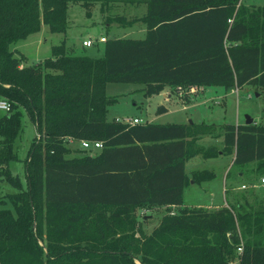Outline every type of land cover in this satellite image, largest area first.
Here are the masks:
<instances>
[{
	"label": "trees",
	"instance_id": "obj_1",
	"mask_svg": "<svg viewBox=\"0 0 264 264\" xmlns=\"http://www.w3.org/2000/svg\"><path fill=\"white\" fill-rule=\"evenodd\" d=\"M98 1L102 8L146 3L147 35L107 38L102 56L70 52L64 39L44 62L22 63L25 54L13 43L43 26L65 36L70 4ZM111 81L143 83L145 95L168 86L264 87V5L0 0V97L11 103L0 114V178L16 189L6 195L14 209L0 208V264H264L262 203L182 205L187 160L220 152L216 144L197 146L205 122L110 119L118 99L106 93ZM25 113L40 137L31 143L24 185L13 163ZM223 128V151L235 163L257 161L264 173V123ZM81 139H100L103 147L68 156L70 140ZM212 175L197 171L193 179ZM164 204L170 206L159 223L142 229L138 209Z\"/></svg>",
	"mask_w": 264,
	"mask_h": 264
},
{
	"label": "rangeland",
	"instance_id": "obj_2",
	"mask_svg": "<svg viewBox=\"0 0 264 264\" xmlns=\"http://www.w3.org/2000/svg\"><path fill=\"white\" fill-rule=\"evenodd\" d=\"M247 5H264V0H242ZM82 12L86 9L93 13V17H87L76 25L69 26L67 35L52 33L43 26L40 30L20 39L12 44L13 48L22 51L25 56L22 61L24 64H34L44 62L45 58L52 55V47L66 39L67 48L73 53H85L92 56H102L104 54V43L97 40L100 34L109 38L115 35L125 34L128 28H116L113 30L111 23L118 21L117 24L127 25L130 9L128 3L110 2L104 6L103 16L99 13L100 5L91 3L88 5L75 4ZM110 15H106V13ZM114 18H113V17ZM116 24L114 23V26ZM131 36V35H130ZM84 37H91L94 43L90 46L83 44ZM101 42V43H99ZM17 54H20L17 52ZM144 84L138 82H117L107 83L106 93L117 96V101L109 105L108 117H149L157 116L154 122L168 123L174 121H184L203 123V129L198 130L200 135L196 143L197 146H208L216 144L220 152L215 156H205L199 153L190 157L188 172L190 182L184 192V200L187 205H202L208 208H218L224 205L245 204L246 207L253 204L254 208H259V204L264 206V173L257 169V161L246 163H235L234 154L223 151L224 148V124L244 123L246 115L250 114L257 123H264V87L254 84H244L241 87H225L223 85L191 86L185 87H166L171 96L166 98L161 95H145ZM208 88V89H207ZM163 101L170 111L161 114L158 107ZM148 111V112H147ZM5 111L0 110V114ZM147 121V120H146ZM145 121V122H146ZM24 131L22 139L17 148L18 160L13 163L14 173H19L26 184L27 159L29 150L35 135L39 138L36 126L30 116L25 113L23 117ZM196 133V131L194 132ZM70 155L95 154L99 150H88L82 147L77 140L69 143ZM195 148V146L193 147ZM207 170V174L213 172L209 178L195 180L197 171ZM246 184V187H242ZM16 189L4 179L0 178V208L9 207L14 209L11 200L6 197ZM248 204V205H247ZM150 212L153 214L149 215ZM167 209L139 208V226L150 232L159 223L161 216ZM146 218L142 217L145 216ZM140 263L139 260H137Z\"/></svg>",
	"mask_w": 264,
	"mask_h": 264
},
{
	"label": "crops",
	"instance_id": "obj_3",
	"mask_svg": "<svg viewBox=\"0 0 264 264\" xmlns=\"http://www.w3.org/2000/svg\"><path fill=\"white\" fill-rule=\"evenodd\" d=\"M117 2V1H116ZM80 4V6H84V4H82V2H75V3H71L70 4V17H69V20H70V23L71 26L72 25H76V24H79L81 23L84 19H85V15L88 17H93V13L91 12V15L88 14V11L89 10H85L84 12L81 11L80 8H77L76 6H73L75 4ZM96 3V5H100V8L98 9L99 13L103 16V11H101L102 9V6H101V2L98 1V2H94ZM112 3V2H111ZM123 3V2H121ZM128 7L130 9V12H129V19H128V23L127 25H123V24H117L118 21H113L112 24L111 23H108L109 25H112L113 27V30L116 28H128V32L125 33V34H130V35H115L114 37H145L147 35V23L143 20V16L144 14L147 12V4L146 3H128ZM106 15H110L107 11ZM113 17V16H112ZM114 18V17H113ZM114 23L116 24L114 26ZM64 36V35H63ZM101 37H105L106 39L105 40H102ZM84 38H87V37H84ZM107 38H109L108 36L104 35V34H100L98 39L99 41L103 42L104 45H105V42L107 40ZM65 38H63L64 40ZM99 42V43H101ZM103 55V54H102ZM208 89V88H207ZM164 94L166 98L170 97L171 96V93L170 92H167L166 89H164L163 91H161L160 93H155L153 94L154 96H156L157 94L158 95H161V94ZM163 105H165L168 109L166 111H163V112H159L157 114H161V113H164V112H168L170 111V108L163 102V101H160ZM148 112V111H147ZM149 113H146V116L145 117H139V116H134V117H125L123 118V120H125L126 118H130V119H134L135 117H138L141 119V121L137 122V123H146V122H154L155 119H157V116H154V117H149ZM110 118V117H109ZM117 119H122L121 117H115ZM112 119V118H110ZM147 120V121H146ZM191 120V119H190ZM146 121V122H145ZM174 122H183L185 123L184 121H174ZM166 123V122H165ZM240 123V122H239ZM71 143L74 142V141H70ZM98 150V149H97ZM189 161H190V158L187 160L186 162V171L187 173L189 174L188 172V165H189ZM182 205H187L185 203V200L183 202ZM170 205H158L156 207H152V208H148L147 210H151V209H164V208H168ZM187 206H190V205H187ZM173 209H175L176 206H171ZM153 214V212H150L149 215Z\"/></svg>",
	"mask_w": 264,
	"mask_h": 264
},
{
	"label": "built area",
	"instance_id": "obj_4",
	"mask_svg": "<svg viewBox=\"0 0 264 264\" xmlns=\"http://www.w3.org/2000/svg\"><path fill=\"white\" fill-rule=\"evenodd\" d=\"M101 38H102V40L106 39L105 37H101ZM93 43H94V39H92L91 37L85 38L83 40V44L86 46H90ZM195 86H197V85H192L191 89H194ZM0 110H3V111H10L11 110V103L6 98L0 97ZM124 121L130 122V123H137V122L141 121V119L138 117H135L133 120L130 118H126ZM38 135L40 137L39 133H38ZM70 141H77V140H70ZM78 141L81 143L83 148L88 149V150H97V149H100L101 147H103V141L100 139H81ZM262 181L264 182V177L262 178ZM242 187H246V184H243ZM241 250H242V246L239 247V251H241ZM238 262H239V260L236 259L234 261H231L230 263L234 264V263H238Z\"/></svg>",
	"mask_w": 264,
	"mask_h": 264
},
{
	"label": "water",
	"instance_id": "obj_5",
	"mask_svg": "<svg viewBox=\"0 0 264 264\" xmlns=\"http://www.w3.org/2000/svg\"><path fill=\"white\" fill-rule=\"evenodd\" d=\"M254 121V117L251 116L250 114H247L246 115V120H245V123H252ZM190 122H193L192 119L190 120Z\"/></svg>",
	"mask_w": 264,
	"mask_h": 264
}]
</instances>
